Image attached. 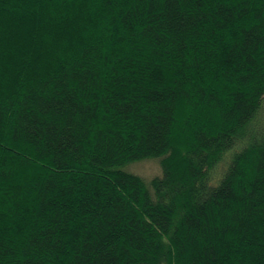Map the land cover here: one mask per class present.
I'll return each mask as SVG.
<instances>
[{"label": "trees", "instance_id": "1", "mask_svg": "<svg viewBox=\"0 0 264 264\" xmlns=\"http://www.w3.org/2000/svg\"><path fill=\"white\" fill-rule=\"evenodd\" d=\"M0 264H264V0H0Z\"/></svg>", "mask_w": 264, "mask_h": 264}, {"label": "rangeland", "instance_id": "2", "mask_svg": "<svg viewBox=\"0 0 264 264\" xmlns=\"http://www.w3.org/2000/svg\"><path fill=\"white\" fill-rule=\"evenodd\" d=\"M128 170L132 171L133 173L141 176L146 180H150L153 177H156L161 172L159 161L156 159L143 160L139 163L132 164L128 167Z\"/></svg>", "mask_w": 264, "mask_h": 264}]
</instances>
